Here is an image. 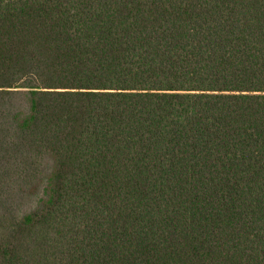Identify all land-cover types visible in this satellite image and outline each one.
Wrapping results in <instances>:
<instances>
[{"label":"trees","instance_id":"16d2710c","mask_svg":"<svg viewBox=\"0 0 264 264\" xmlns=\"http://www.w3.org/2000/svg\"><path fill=\"white\" fill-rule=\"evenodd\" d=\"M0 264H264V0H0Z\"/></svg>","mask_w":264,"mask_h":264}]
</instances>
